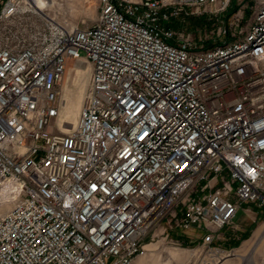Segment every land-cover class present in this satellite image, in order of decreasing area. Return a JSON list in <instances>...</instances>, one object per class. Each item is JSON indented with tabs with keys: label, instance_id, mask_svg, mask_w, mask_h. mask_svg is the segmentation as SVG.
Here are the masks:
<instances>
[{
	"label": "built area",
	"instance_id": "built-area-1",
	"mask_svg": "<svg viewBox=\"0 0 264 264\" xmlns=\"http://www.w3.org/2000/svg\"><path fill=\"white\" fill-rule=\"evenodd\" d=\"M58 1L0 0V264H135L193 230L189 264H221L220 232L264 210V0L246 22L236 0L211 45L174 24L233 0H98L85 27ZM68 61L91 73L64 131Z\"/></svg>",
	"mask_w": 264,
	"mask_h": 264
},
{
	"label": "rangeland",
	"instance_id": "rangeland-1",
	"mask_svg": "<svg viewBox=\"0 0 264 264\" xmlns=\"http://www.w3.org/2000/svg\"><path fill=\"white\" fill-rule=\"evenodd\" d=\"M64 1V5L54 6L55 10L60 13L62 20L72 27H85L94 24L99 14L98 0ZM57 2L59 1L57 0ZM53 3L55 4L56 0H53ZM242 4L245 5L243 11L246 18L244 21L246 22L251 18L255 4L252 0H245ZM239 7L237 1L233 0L232 9L220 18L206 13L196 16L191 15V17H187L186 22L181 23V26L179 22H175L174 26L175 29L189 33L194 39L203 36V39L207 40V45H211L215 43L214 41L217 38L215 33L219 28L220 21L225 20L228 22L236 14ZM81 55H85V53L82 52ZM90 73V66L84 61H68L67 63L65 78L59 85V92L63 101L60 126L64 130L71 129L77 124ZM11 204L0 205V216L11 207ZM249 209L251 210L250 213L247 212ZM203 236L204 234L197 230L187 234L184 233L182 237H179L176 233L172 234V232L169 233L168 237L159 235L147 246V254L139 257L135 264H189V262L197 260L198 263H201L205 253L199 256L198 254L201 251L199 253L197 249ZM219 236L221 240L218 239L217 245L227 252H232V256L223 260L221 264H245L241 262V257L247 259L250 255L253 256L254 262L260 264L264 255V210L249 204L242 206L237 219L222 230ZM177 243H180L182 247H179ZM195 254L196 256H194Z\"/></svg>",
	"mask_w": 264,
	"mask_h": 264
},
{
	"label": "bare ground",
	"instance_id": "bare-ground-1",
	"mask_svg": "<svg viewBox=\"0 0 264 264\" xmlns=\"http://www.w3.org/2000/svg\"><path fill=\"white\" fill-rule=\"evenodd\" d=\"M60 120H61V118H60ZM60 124V123H59ZM64 125H66V124H64ZM66 128V127H65ZM62 129V128H61ZM62 130H64V129H62ZM69 130V129H68ZM68 130H64V131H68ZM13 201H14V199H13V197L12 196H10L9 194H1L0 195V202H1V204L0 205H3V204H9V203H13ZM147 248V247H146ZM241 262H243V263H247V264H257L256 262H254L253 261V258L252 257H248L247 259H246V257H244V259L241 261Z\"/></svg>",
	"mask_w": 264,
	"mask_h": 264
},
{
	"label": "crops",
	"instance_id": "crops-1",
	"mask_svg": "<svg viewBox=\"0 0 264 264\" xmlns=\"http://www.w3.org/2000/svg\"><path fill=\"white\" fill-rule=\"evenodd\" d=\"M260 232H262V231H260ZM250 257H252V258H253V256H252V255H250ZM247 258H248V257H247ZM243 259H244V258H242V257H241V261H242Z\"/></svg>",
	"mask_w": 264,
	"mask_h": 264
},
{
	"label": "trees",
	"instance_id": "trees-1",
	"mask_svg": "<svg viewBox=\"0 0 264 264\" xmlns=\"http://www.w3.org/2000/svg\"><path fill=\"white\" fill-rule=\"evenodd\" d=\"M200 24V23H199Z\"/></svg>",
	"mask_w": 264,
	"mask_h": 264
}]
</instances>
